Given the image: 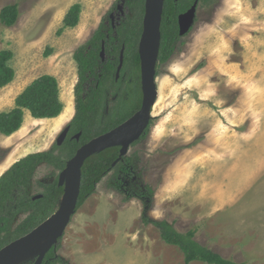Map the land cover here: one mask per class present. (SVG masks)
<instances>
[{
    "label": "rangeland",
    "instance_id": "rangeland-1",
    "mask_svg": "<svg viewBox=\"0 0 264 264\" xmlns=\"http://www.w3.org/2000/svg\"><path fill=\"white\" fill-rule=\"evenodd\" d=\"M115 1L0 0V9L9 3L19 8L13 26L0 23V50L12 52L9 65L14 70L13 80L0 88V112L11 109L15 97L42 74L56 77L63 103L69 94L74 99L78 65L73 53ZM75 3L80 5L78 22L65 26L63 18ZM182 39L157 66L149 129L126 154L135 159L133 170L118 184L120 191L108 185L112 172L104 177L56 243V253L70 264L75 242L89 247L94 235L96 244L118 235L114 244L119 248L124 238L127 244L139 245L145 232L157 241L158 228L142 223L144 217L165 219L182 231L195 228V239L225 258L264 264V0L206 2ZM26 118L18 143L5 144L9 135L0 134L4 158L19 149L15 161L49 150L64 127L51 130L49 120L35 119L28 111ZM59 174L40 164L29 193H42V183ZM145 186L154 191L148 203L125 199L129 191L145 193ZM27 213L19 214L13 226ZM143 244H149L147 238ZM90 251L94 257H106L95 245ZM165 251L171 264H183L177 246Z\"/></svg>",
    "mask_w": 264,
    "mask_h": 264
},
{
    "label": "trees",
    "instance_id": "trees-1",
    "mask_svg": "<svg viewBox=\"0 0 264 264\" xmlns=\"http://www.w3.org/2000/svg\"><path fill=\"white\" fill-rule=\"evenodd\" d=\"M204 1L206 3L215 0ZM125 2L130 9L131 16L126 15L120 20L113 40H117L114 48L116 55L121 43H125L124 68L121 75L126 71L127 77L115 80L116 63L113 61L103 63L98 70L99 43L105 38V30L108 28L102 21L91 38L76 48L73 53V58L78 65V79L74 86L75 112L68 123L69 130L65 140L61 145L54 143L49 150L25 155L0 175V249L27 234L54 213L64 194V186L58 184V177H56L50 183H42L41 197L33 199L34 195L29 193V187L37 167L46 163L61 171L82 144L109 131L139 110L142 90L139 78V58L135 50L136 41L133 40H137L141 30L144 0H125ZM174 8L178 7L174 6L171 0L164 1L162 24H166L168 30L172 22L176 25L178 11ZM79 11L78 3L71 5L63 18L64 25L75 26L79 19ZM18 17L19 8L16 3L1 7L0 23L4 26H13ZM170 33L162 35L159 61L167 60L177 47V36L174 31ZM110 34L112 37L111 31ZM12 55L8 49L0 50V88L13 80L14 70L9 65ZM129 77H132L131 82H128ZM110 96H114V99L108 102ZM63 105L56 77L51 74H42L33 79L15 97L14 106L11 109L0 112V134L11 135L17 131L24 121L25 110H28L35 119L51 118L62 112ZM148 129L149 126L132 144L143 139ZM78 133H80L79 138H74V135ZM120 148L121 145L107 147L90 155L84 161L81 168V184L76 210L95 192L96 185L110 172L112 173L108 179V185L110 188L119 190V185L124 182L122 179L126 173L133 170L135 163L133 156L124 155L113 165L119 156ZM4 155L5 152L0 147V160ZM144 191L145 193L142 194L129 191L125 199L136 197L143 203H148L154 191L150 186H145ZM25 212H28L27 215L16 226H13L16 217ZM142 223L152 224L158 228L162 240L177 246L184 255L183 264H190L196 260L207 264H245L225 258L220 253L200 244L195 239V228L182 231L165 219L153 220L149 217L142 218ZM55 249L56 245L48 251L44 264H70L59 256Z\"/></svg>",
    "mask_w": 264,
    "mask_h": 264
},
{
    "label": "water",
    "instance_id": "water-1",
    "mask_svg": "<svg viewBox=\"0 0 264 264\" xmlns=\"http://www.w3.org/2000/svg\"><path fill=\"white\" fill-rule=\"evenodd\" d=\"M163 3L164 0H145L143 31L139 46L143 91V100L140 109L119 125L105 133L91 138L76 150L75 154L66 162L65 167L60 171L58 176V184L64 186V194L59 200L57 209L30 232L3 246L0 249V264H5L17 252L30 243L37 241L43 242L48 238L44 241L43 248L35 257L33 263L41 264L46 253L54 247L58 242V239L63 236L76 212L81 184V168L84 161L90 155L107 147L121 145L119 156L113 163V165H115L124 155L127 154L131 144L138 140L145 132V129L149 126L152 118V107L157 94L155 68L160 42V23ZM119 9L123 10L121 5H119ZM194 15L195 4H193L186 12L181 13L178 16L180 35H183L188 31L194 21ZM122 60L121 55L117 75L119 74ZM69 121L61 129L60 133H58L54 143L58 145L63 143L69 130ZM79 136L80 133L74 135V138L78 139ZM40 197L41 194H37L33 196V199Z\"/></svg>",
    "mask_w": 264,
    "mask_h": 264
},
{
    "label": "flooded vegetation",
    "instance_id": "flooded-vegetation-1",
    "mask_svg": "<svg viewBox=\"0 0 264 264\" xmlns=\"http://www.w3.org/2000/svg\"><path fill=\"white\" fill-rule=\"evenodd\" d=\"M171 1L174 4V6H177L178 7L177 9L174 8L176 11H178L177 14H176V25H175L174 22H172L171 25L169 26V30H168V27L165 26L166 24L165 25L162 24L163 11H164V3H163V11H162L161 23H160V42H159L158 57H159L160 46H161V39H162L163 33H165L167 35L168 33L174 31V34H176V36H177L176 46H178L179 44H181L184 41L182 38L184 36H186L187 34L190 33L191 29L194 26V23L196 22V19H197V11H198L199 6L200 5H204V3H205L204 0H171ZM125 3H126L125 0H116L115 3H114V5L111 6V8L108 9V12L106 13V18L105 19L103 18L104 20L102 19L100 21V23L98 24V26L96 27V29H95V30H97L100 27V24L102 23V21L108 26V28L105 30V38L101 39V41L99 43L100 44V48H99V51H98V54H99V61H98L99 62L98 63L99 69L98 70H100V65H102L103 63H106V62H109V61L115 62L116 64H115L114 78H115L116 81L120 77L126 78L127 77V74H128L126 71H124L122 73V75H121V72H122V70L124 68L125 43L124 42L121 43L120 48L118 50V54L116 55L115 52H114L115 51L114 48H115V44H116V41L117 40H113V37L116 35V28L118 27V25L120 23V20L123 19L124 17H126V15L131 16L130 9H129L128 6H126ZM193 4H195L194 21H193L192 25L190 26V28L188 29V31L185 34L180 35L179 34L178 16L181 13L186 12ZM119 5L122 6V9L123 10H120L119 9ZM116 11H118V13H119L118 15H116ZM122 11H123V13H122ZM144 12H145V0H144ZM143 16H144V13H143ZM143 16H142V20H141V30L139 31V35L137 37V40H133L132 39L133 41H136L135 50H136V53L138 54V58H139V68H140L139 78H140L141 90H142V79H141V61H140V54H139V46H140V39H141L142 31H143ZM172 21H174V20L172 19ZM138 28H140V26ZM110 31L112 32V37H110V35H111L110 34ZM94 32L95 31H93V33ZM93 33L91 34V36L93 35ZM91 36L87 39V41L91 38ZM107 41H109V42L107 43ZM121 55H122V59L123 60H122L121 68L119 70V74L117 75V73H118V67L120 65ZM158 57H157V63H156L155 70H157V66L159 64ZM131 81H132V77H129L128 78V82H131ZM107 93L110 94L109 91H107ZM109 98H111V96ZM142 100H143V91H142ZM141 104H142V102H141ZM107 105H106V107H107ZM140 107H141V105H140ZM47 254H48V252L44 256L41 264H44V262L46 261ZM33 260H35V259L33 258L31 261H33ZM31 261H29V262H27L25 264H33L34 261L32 263H30Z\"/></svg>",
    "mask_w": 264,
    "mask_h": 264
},
{
    "label": "crops",
    "instance_id": "crops-1",
    "mask_svg": "<svg viewBox=\"0 0 264 264\" xmlns=\"http://www.w3.org/2000/svg\"><path fill=\"white\" fill-rule=\"evenodd\" d=\"M122 217H124V215H122ZM92 237V244L89 247L88 245L83 247L82 243H79L78 241L75 242L74 246L72 245L74 247L73 250L75 251V258L72 260L74 261V264H98L102 259L105 264H171V258L165 250L168 248L170 249L172 245L161 239L159 231L157 241L156 239L154 241L150 240L145 232L144 235L139 237V245L127 244L124 238L121 248L115 247L116 243L114 244L115 241L118 242V235H115L112 240H108L106 243L101 241V244H96L97 237L95 238V235ZM146 238L148 239L149 244L144 245L143 241L146 242ZM261 238H264V236ZM165 244H168L169 246ZM93 245H95L96 252H100L102 255L106 254V257H94L92 251L87 252V249ZM153 249H155L158 254L153 252Z\"/></svg>",
    "mask_w": 264,
    "mask_h": 264
},
{
    "label": "bare ground",
    "instance_id": "bare-ground-1",
    "mask_svg": "<svg viewBox=\"0 0 264 264\" xmlns=\"http://www.w3.org/2000/svg\"><path fill=\"white\" fill-rule=\"evenodd\" d=\"M64 104H65V108L62 111V113H60V115H58L56 117L43 119V120H49V122H47L48 123L47 125L49 126V128H52L51 130H55V131L60 130L61 127L65 123H67L71 119L72 115L74 114V100L72 98V95L69 94V96L66 99H64ZM155 104H153V105H155ZM28 120H29V118H26L24 120L25 122L23 123V125L20 126V129H18L16 132L12 133L9 136H6L7 140L5 138V141L3 140L4 143L5 144H6V142H11V143L13 142L14 144L18 143L20 141V138L24 136L23 131L28 124ZM40 120H42V119H40ZM19 150H17L16 153H14L15 152L14 151L11 154L6 155L5 158L3 157L4 159L0 161V175L9 167V165L13 161L16 160L15 158L17 157ZM26 150H27V148H26ZM23 152H25V151H23ZM47 239L48 238H46L44 241H46ZM44 241L43 242L37 241V242L30 243L29 245H27L23 249H21L19 252H17L5 264H25V263L31 261L33 258L35 259V257L42 250L43 245H44Z\"/></svg>",
    "mask_w": 264,
    "mask_h": 264
}]
</instances>
